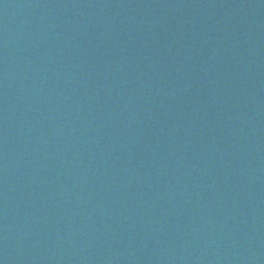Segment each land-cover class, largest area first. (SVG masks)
Returning a JSON list of instances; mask_svg holds the SVG:
<instances>
[{
    "label": "water",
    "instance_id": "water-1",
    "mask_svg": "<svg viewBox=\"0 0 264 264\" xmlns=\"http://www.w3.org/2000/svg\"><path fill=\"white\" fill-rule=\"evenodd\" d=\"M0 264H264V0H0Z\"/></svg>",
    "mask_w": 264,
    "mask_h": 264
}]
</instances>
